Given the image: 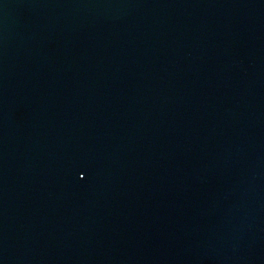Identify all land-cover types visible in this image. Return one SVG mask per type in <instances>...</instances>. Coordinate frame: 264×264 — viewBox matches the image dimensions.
<instances>
[{
	"label": "water",
	"instance_id": "1",
	"mask_svg": "<svg viewBox=\"0 0 264 264\" xmlns=\"http://www.w3.org/2000/svg\"><path fill=\"white\" fill-rule=\"evenodd\" d=\"M0 264H264V0H0Z\"/></svg>",
	"mask_w": 264,
	"mask_h": 264
}]
</instances>
